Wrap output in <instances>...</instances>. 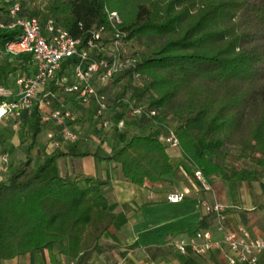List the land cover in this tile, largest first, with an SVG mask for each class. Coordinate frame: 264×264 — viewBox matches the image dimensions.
I'll list each match as a JSON object with an SVG mask.
<instances>
[{
  "label": "trees",
  "instance_id": "trees-1",
  "mask_svg": "<svg viewBox=\"0 0 264 264\" xmlns=\"http://www.w3.org/2000/svg\"><path fill=\"white\" fill-rule=\"evenodd\" d=\"M15 1L20 16L36 18L42 27L52 20L79 39L80 48L101 27L105 43L120 34L122 55L134 64L113 79L109 112L130 136L106 155L81 151L76 142L45 146L33 167L47 111L37 102L23 114L19 125L29 128L28 143L19 144L22 156L0 181V260L58 245L63 259L86 264L92 253L105 251L101 238L114 214L103 184L83 174L44 179L60 158L112 161L125 181L152 186L173 172L168 147L159 139L172 129L182 157L207 180L264 179V0ZM8 10L0 0V20L6 23ZM112 12L120 20L114 27L108 21ZM20 34L16 27L0 28V51ZM13 58L25 62L30 56L3 53L0 64ZM78 61L76 55L65 59L41 95L63 92L60 79ZM131 107H141L142 114L133 115ZM236 161L250 167L239 168Z\"/></svg>",
  "mask_w": 264,
  "mask_h": 264
},
{
  "label": "crops",
  "instance_id": "crops-1",
  "mask_svg": "<svg viewBox=\"0 0 264 264\" xmlns=\"http://www.w3.org/2000/svg\"><path fill=\"white\" fill-rule=\"evenodd\" d=\"M7 64H14V67L5 75L1 74L0 85L15 92L13 81L15 76L21 73L31 75L34 66L31 57L25 62L13 58ZM11 73L14 74L13 80H9ZM60 94L67 98L63 103ZM60 94L55 93L52 107L86 108L92 113L93 121H96L92 108L82 106L73 95L63 92ZM45 110L49 112V109L45 108ZM77 117L72 113L69 125L78 131L79 127L72 125ZM45 122L51 123V121ZM19 128L20 125L16 129L13 128L10 121H0V146L4 149L5 143H11L17 147L15 161H11L6 154L1 155L0 181L5 180L8 166L15 165L22 156L18 147L21 143L17 132ZM78 136V140L75 141L77 144L79 140L86 139L84 134ZM128 138L129 136H119L117 139L115 135L119 145L108 149L107 154L112 148H119ZM69 143L63 142L60 146ZM40 146L41 150L45 146L48 148L46 136H39L33 150V156L40 153L37 157L41 161ZM168 152L173 172L161 183L152 186H138L125 181L120 175L117 164L112 161L97 160L92 155H88L89 160L86 163H84L85 156L60 158L45 170L44 179L63 176L66 173L83 174L103 184L110 211L114 214V221L101 238V245L106 248L105 251L98 255L92 253L86 264H225L222 250H209L204 255L191 252L182 255L172 245L174 238L191 236L198 229L208 230L213 238L220 239L221 235L216 232L213 217L204 211L205 203L223 204L226 225L229 229L244 227L251 236L264 238V180L261 182L263 189L259 191L256 184L260 181L236 182L235 184L240 186H234V183L221 179H208L211 190L203 191L193 178L195 168L182 157L181 152L171 149H168ZM2 156H6L7 162L2 161ZM74 165L79 167L75 168ZM184 189H188L189 194L181 202L170 203L166 200L168 193L181 192ZM0 264H72V262L63 259L59 254V246L53 245L43 251L0 260ZM259 264H264V256L260 257Z\"/></svg>",
  "mask_w": 264,
  "mask_h": 264
},
{
  "label": "built area",
  "instance_id": "built-area-1",
  "mask_svg": "<svg viewBox=\"0 0 264 264\" xmlns=\"http://www.w3.org/2000/svg\"><path fill=\"white\" fill-rule=\"evenodd\" d=\"M9 4V22L0 20V28H19L20 36L7 42L3 53L10 56L19 54L29 55L32 59L34 72L31 75L18 74L14 79L16 91L0 85V121H10L13 128H18L23 114L29 115L34 105L39 102L49 112L44 115L45 121H51L60 130L63 142L78 140L77 130L69 125L72 113L68 109L52 107L54 93L41 95L44 88L56 80L62 62L76 55L79 61L71 68L70 74L60 79L62 91L75 96L83 106L93 109L94 118L100 129H107L112 119L110 117L109 89L113 79L134 64V60L124 57L121 51L120 34H114L109 43H105L106 33L103 27L91 32V37L86 41L85 47H79L81 41L73 39L65 30L48 20L44 27L36 18L20 16V5L15 0H3ZM108 21L114 27L119 23L115 12L108 14ZM98 56H101L100 58ZM133 115H141V107H131ZM150 111L149 115H154ZM121 125V124H120ZM160 141L173 151H179V140L172 129L167 134L160 136ZM49 149L58 147L61 142L54 138L52 132L46 134ZM2 161L7 162L6 156ZM193 178L203 191H210L211 186L202 173L194 169ZM188 189L181 192H170L166 200L170 203L181 202ZM204 211L211 215L215 222V229L221 237L213 238L210 231L198 229L191 236H178L173 239L172 245L182 255L191 252L204 255L209 250H222L225 264H259V259L264 256V238L253 237L244 227L231 230L226 225V215L223 204H203Z\"/></svg>",
  "mask_w": 264,
  "mask_h": 264
},
{
  "label": "rangeland",
  "instance_id": "rangeland-1",
  "mask_svg": "<svg viewBox=\"0 0 264 264\" xmlns=\"http://www.w3.org/2000/svg\"><path fill=\"white\" fill-rule=\"evenodd\" d=\"M13 67H14V64H0V77H1V74L5 75ZM13 79H14V74L11 73L9 80H13ZM60 96L62 97L63 94H60ZM66 99L67 98L62 97L61 103L65 102ZM65 106L67 105L65 104ZM67 108L75 116H78L72 124L73 126L76 125L75 127H79L77 133L79 135H82V134L86 135L85 137L86 139L83 138L78 141L79 148L82 151L94 152L98 149L102 152L103 155H106L107 152L109 151L108 149H110L111 147H115L114 145L116 146L119 145L118 144L119 142L115 139V135L117 139L119 136H126V137L130 136L129 128H127L126 126L123 127V125L122 127L118 128L116 127L114 122L107 129H100L98 126V122L93 121L92 113L86 108L83 109L81 107H76V106L75 107L67 106ZM43 131L44 133H41L40 134L41 136H46V133L52 132L54 134V138L58 140L59 142H61V144L63 143L59 128L56 125H54L52 122L51 123L47 122L44 126ZM17 132L19 134L20 142L25 141V146H26V144L28 143L29 128H26V127L23 129L19 128ZM4 146H5L4 149L0 146V158H1V155L6 154V156H8V158H10L11 161H15L16 156H17L16 145L11 144V143H5ZM39 150L41 151V146ZM234 150L235 148H231L230 154L235 152ZM37 156H40V153H38L37 155L34 154L33 164H32L33 167H36L39 164L40 159ZM87 158L89 157L88 156L84 157V163H86L89 160ZM235 164L239 168H249L250 167L248 164H244L240 161H236ZM74 167L77 168L79 166L74 165ZM263 180L264 179H262L258 184H256L259 191L263 189V185L261 183ZM234 186H240V185L235 184Z\"/></svg>",
  "mask_w": 264,
  "mask_h": 264
}]
</instances>
